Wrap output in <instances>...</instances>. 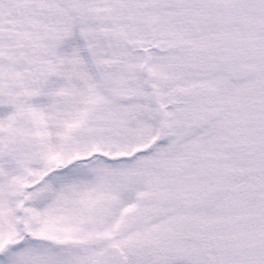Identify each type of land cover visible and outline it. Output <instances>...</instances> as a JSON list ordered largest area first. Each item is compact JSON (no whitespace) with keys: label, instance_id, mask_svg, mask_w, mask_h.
Returning a JSON list of instances; mask_svg holds the SVG:
<instances>
[{"label":"snow or ice","instance_id":"1","mask_svg":"<svg viewBox=\"0 0 264 264\" xmlns=\"http://www.w3.org/2000/svg\"><path fill=\"white\" fill-rule=\"evenodd\" d=\"M0 264H264V0H0Z\"/></svg>","mask_w":264,"mask_h":264}]
</instances>
